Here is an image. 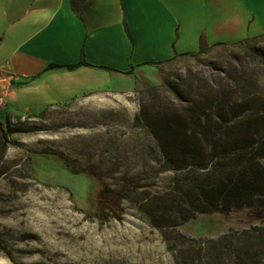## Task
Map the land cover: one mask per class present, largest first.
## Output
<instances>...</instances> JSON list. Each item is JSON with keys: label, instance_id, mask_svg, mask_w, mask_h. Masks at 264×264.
Here are the masks:
<instances>
[{"label": "rangeland", "instance_id": "rangeland-1", "mask_svg": "<svg viewBox=\"0 0 264 264\" xmlns=\"http://www.w3.org/2000/svg\"><path fill=\"white\" fill-rule=\"evenodd\" d=\"M223 66L217 53L179 58L143 67L126 90L39 114L1 106L0 264L190 262L208 240L244 227L239 212L180 223L178 209L158 203L176 174L151 126L191 123Z\"/></svg>", "mask_w": 264, "mask_h": 264}, {"label": "crops", "instance_id": "crops-1", "mask_svg": "<svg viewBox=\"0 0 264 264\" xmlns=\"http://www.w3.org/2000/svg\"><path fill=\"white\" fill-rule=\"evenodd\" d=\"M264 33V0H0V94L39 114L143 67ZM83 58L88 65H76Z\"/></svg>", "mask_w": 264, "mask_h": 264}, {"label": "trees", "instance_id": "trees-1", "mask_svg": "<svg viewBox=\"0 0 264 264\" xmlns=\"http://www.w3.org/2000/svg\"><path fill=\"white\" fill-rule=\"evenodd\" d=\"M209 53L224 59V66L218 81L206 83L210 96L191 110V123L183 118L174 125L151 126L176 174L171 197L164 195L158 203L178 209L180 223L197 213L239 212L246 219L244 227L208 240L190 262L180 255L176 264H264V33L200 46L153 65ZM78 65L88 63L80 58L67 67ZM5 139L0 123V141ZM165 139L172 145L170 154Z\"/></svg>", "mask_w": 264, "mask_h": 264}, {"label": "built area", "instance_id": "built-area-1", "mask_svg": "<svg viewBox=\"0 0 264 264\" xmlns=\"http://www.w3.org/2000/svg\"><path fill=\"white\" fill-rule=\"evenodd\" d=\"M6 105V100L3 96H0V107Z\"/></svg>", "mask_w": 264, "mask_h": 264}, {"label": "water", "instance_id": "water-1", "mask_svg": "<svg viewBox=\"0 0 264 264\" xmlns=\"http://www.w3.org/2000/svg\"><path fill=\"white\" fill-rule=\"evenodd\" d=\"M3 152V146L0 149V157H1V153Z\"/></svg>", "mask_w": 264, "mask_h": 264}]
</instances>
